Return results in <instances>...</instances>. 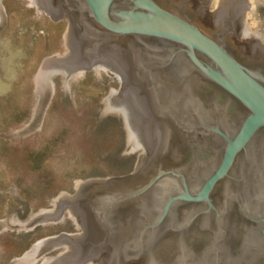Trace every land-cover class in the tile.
I'll list each match as a JSON object with an SVG mask.
<instances>
[{"label": "water", "instance_id": "obj_1", "mask_svg": "<svg viewBox=\"0 0 264 264\" xmlns=\"http://www.w3.org/2000/svg\"><path fill=\"white\" fill-rule=\"evenodd\" d=\"M26 1V7H34L37 16H52L51 21L66 16L64 44L69 50L42 58L38 76L32 77L36 102L33 111L42 107L45 91L39 84L52 91L51 107L55 93L50 79L57 78L59 88L66 87V93H70L67 81L87 71L94 70L97 78L99 70H103V76H115L117 91L108 88L102 108L120 118L128 141L123 147H128V155L137 152L135 168L150 161L159 146L162 128L177 126L170 120V124H161L155 115V108L170 105L174 100L169 89L153 79V71L174 67L181 72L196 71L238 102L245 109V115L236 130L223 131L219 128L220 119L212 126V115L209 118L200 113L192 97L180 98L177 101L188 111L183 130L192 134L200 127L204 132L216 134L222 144L216 167L203 178L200 187L190 188L179 171L165 170L155 172L144 187L127 194L116 192L132 178L129 174L77 182L72 195L62 196L61 192L53 199L51 211H29V219H16V214L0 219V225L9 221L11 232H33L34 226L58 220L67 209L80 231L37 240L32 251L23 250V256L11 259L10 264H32L49 250L63 246L68 251L46 258L40 264H99L103 256L100 246L106 238L115 241V236L109 235L107 220L115 216L118 207L145 198L150 190H155L156 217L145 219L146 224L140 225V248L147 233L155 241L161 236L158 231L166 228L169 214L182 202L202 203L207 206L203 212L209 213L213 209L210 201L213 188L228 177L236 158L246 155L249 143L264 131V68L253 64L241 52L234 53L226 35V26L236 14L238 3L234 1L232 6H227V0H218V23L206 26L190 14V0L180 6L163 0ZM210 3L211 0L208 9ZM248 3L253 7L245 9L238 34L244 36L249 32L264 47L263 34L252 32L244 17L251 13L252 24L264 26V1L248 0ZM216 10L207 15H215ZM2 16H8L6 0H0V22ZM205 117L208 120H203ZM260 175L264 180V170ZM96 190L103 193L92 195ZM260 222L264 224V220ZM13 227H20V231H13ZM217 234L216 246L208 251L212 264H242L241 257L228 245L230 236H225L226 230L223 235L221 230ZM254 239L259 237L246 236L247 241ZM181 254L179 264H191L183 257L184 252ZM262 255L264 264V252ZM117 260L107 253L106 264H117ZM151 264L164 263L155 258Z\"/></svg>", "mask_w": 264, "mask_h": 264}, {"label": "rangeland", "instance_id": "obj_2", "mask_svg": "<svg viewBox=\"0 0 264 264\" xmlns=\"http://www.w3.org/2000/svg\"><path fill=\"white\" fill-rule=\"evenodd\" d=\"M211 0L208 13L218 7ZM264 1V0H258ZM8 16L0 22V219L16 214L29 219V211H51L53 199L72 195L77 182L131 174L137 152L128 155V141L120 118L102 108L108 90L117 91L115 76L99 78L87 71L60 89L50 79L51 92L42 89V107L36 102L32 77H37L42 58L69 51L65 46L66 16H37L26 0H6ZM252 32L264 26L252 24ZM20 231V227H13ZM80 231L67 209L56 221L33 227V232H11L9 221L0 225V264L32 251L37 240ZM49 250L32 264L68 251Z\"/></svg>", "mask_w": 264, "mask_h": 264}, {"label": "flooded vegetation", "instance_id": "obj_3", "mask_svg": "<svg viewBox=\"0 0 264 264\" xmlns=\"http://www.w3.org/2000/svg\"><path fill=\"white\" fill-rule=\"evenodd\" d=\"M163 1L173 6L187 2ZM234 1L239 7L231 23L226 26V35L233 44L232 50L234 53L241 52L253 64L264 68V47L259 46L258 39L249 32H243L244 36L238 34V26L242 23L245 9L250 10L253 5H250L248 0H227L225 4L232 6ZM208 2L209 0H190L189 6L190 14L206 26L215 25L219 20L216 17L219 7L215 15H207ZM214 18L217 19L215 22ZM152 77L169 89L174 100L170 105L163 104L155 108V115L161 124H170V120L177 126L162 128L164 132L158 142L159 146L151 155L150 161L139 165L129 174L132 178L125 185L118 187L116 193L119 194L141 189L159 170L179 171L186 179L188 187H200L203 178L216 167L222 145L217 139L218 136L204 132L200 127L195 133H186L182 123L188 121V111L178 102L180 98L192 97L197 102L200 113L212 115V118L209 117L212 126L216 124L217 118L220 119L219 128L223 131L236 130L245 115V109L238 102L196 71L189 69L181 72L176 67L165 68L153 71ZM206 118L203 120H208ZM263 170L264 131H261L249 143L246 155L236 158L228 177L213 188L210 194L213 209L209 213L203 212L207 206L202 203L182 202L169 214L166 228L158 231L161 236L155 241L154 236L151 237L152 234L147 233L141 248L138 244L140 225L146 224L143 223L145 219L153 220L156 217L155 190H150L145 198L134 203L121 205L116 209L115 216L107 220V225L110 226L109 235L115 236V241L106 238L100 246L103 256L99 264H106L108 252L116 256L117 264H151L155 258L159 263L179 264L182 261V252L183 257L191 264H212L208 251L216 246L217 232L220 230L222 235L223 230H226L225 236H230L228 245L241 257L242 264H262L264 224L260 221L264 220V197L260 196L264 195V180L261 179L260 171ZM100 193L103 192L96 190L92 195ZM175 225L183 228H177ZM252 234L259 239L247 241L246 236Z\"/></svg>", "mask_w": 264, "mask_h": 264}]
</instances>
